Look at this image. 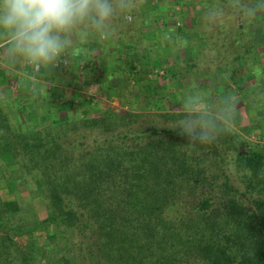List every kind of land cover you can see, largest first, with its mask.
Instances as JSON below:
<instances>
[{
  "label": "trees",
  "instance_id": "obj_1",
  "mask_svg": "<svg viewBox=\"0 0 264 264\" xmlns=\"http://www.w3.org/2000/svg\"><path fill=\"white\" fill-rule=\"evenodd\" d=\"M245 5L256 11L245 14ZM201 7L195 20L201 28L198 37L206 40L204 28L214 24L212 40L223 49L215 64L225 62L227 68V79L221 76L225 68L212 63L198 71L210 78L215 67L221 76V91L215 87V94L208 93L207 84L191 89L204 90L211 104L222 91L243 93L245 76L258 73L250 57L260 43L246 35L256 24L255 13L264 24V0H220ZM224 8L230 17L219 19ZM214 15L217 19L207 23ZM239 15L240 26H225L228 18ZM142 61L127 71L136 86L144 81L136 72L146 71ZM256 87L238 98L264 99V89L254 91ZM186 113H106L12 131L13 142L0 143V157L5 162L10 156L21 158L28 172H36L31 193L48 206L44 221L14 229L15 235L32 237L23 259L38 250L33 232L54 225L74 234L85 264H264V149L228 133L210 143L188 144L171 129ZM223 154H231V172L241 189L232 185ZM238 190L241 195L233 194ZM8 230L0 218V264H9ZM49 236L54 239L55 234ZM61 261L66 262L64 255Z\"/></svg>",
  "mask_w": 264,
  "mask_h": 264
},
{
  "label": "rangeland",
  "instance_id": "obj_2",
  "mask_svg": "<svg viewBox=\"0 0 264 264\" xmlns=\"http://www.w3.org/2000/svg\"><path fill=\"white\" fill-rule=\"evenodd\" d=\"M201 1L206 8H210L220 0ZM137 4L132 19H125L118 13L103 31L88 23L75 27L66 34L68 43L56 64L41 67L38 71L22 60L13 61L7 57L4 48L8 39L0 33V136L4 138H0V143H12L11 133L15 129L25 132L35 124L36 129H40L53 120L64 123L67 118L73 117L101 118L106 113L146 114L152 110H194L216 116L224 108L223 98L231 97L240 108L236 113V125L228 132L229 136L240 137L255 148L264 149L263 97L259 101L254 95L253 101L238 98L255 85L259 89L256 87L254 91L264 89V24L261 14L255 13L256 24L249 28L246 35L251 42L260 43L250 57L257 62L259 70L255 75L258 78L246 75L242 84L243 93L234 95L222 91L218 97L213 95L209 104L205 101L204 90L192 93L191 89L207 84L208 93L213 94L215 87L221 91L218 86L221 85V76L227 79V68L225 62L215 64L223 49L215 39L212 40L214 24L204 28L206 40L198 37L197 31L201 28L192 26L194 14L200 13L202 4L198 0H137ZM225 16L230 17L229 8H224L218 18ZM215 19V15L210 16L206 22ZM242 22L243 15L232 16L226 20L225 26H240ZM141 59L146 71H136L137 77L144 79L136 86L127 71L131 64L138 67ZM201 60L225 68L221 69L225 73L220 76L214 67L210 76L213 80L204 79L198 73L200 69L194 66ZM53 99L56 102L52 103ZM185 100L190 103H184ZM5 159L7 162L0 157V205L5 211L0 218L7 224L12 238L11 243H7L10 256L6 263L85 264L74 234L54 225L47 230L41 227V230L33 232L38 250L33 256L23 259L22 253L29 251L32 237L28 233L15 235L14 229L21 224L30 226L44 221L48 206L31 193L35 188L32 176L36 172H28L21 158L10 156ZM221 159L227 165L232 185L241 189L238 178L231 172V154H223ZM17 179L25 181V185ZM233 194L241 195L239 190ZM244 203L251 208L248 201ZM47 233H54V239ZM63 255L66 262L61 261Z\"/></svg>",
  "mask_w": 264,
  "mask_h": 264
},
{
  "label": "clouds",
  "instance_id": "obj_3",
  "mask_svg": "<svg viewBox=\"0 0 264 264\" xmlns=\"http://www.w3.org/2000/svg\"><path fill=\"white\" fill-rule=\"evenodd\" d=\"M137 7V0H0V33L8 39L4 54L38 71L56 64L68 43L66 34L78 25L88 23L103 31L118 13L132 19ZM242 11L254 13L256 7L245 5ZM223 103L216 116L189 110L171 129L193 146L213 142L237 122L239 104L231 97H224Z\"/></svg>",
  "mask_w": 264,
  "mask_h": 264
},
{
  "label": "crops",
  "instance_id": "obj_4",
  "mask_svg": "<svg viewBox=\"0 0 264 264\" xmlns=\"http://www.w3.org/2000/svg\"><path fill=\"white\" fill-rule=\"evenodd\" d=\"M199 1V4H202V5H204L203 4V1H201V0H198ZM201 6V5H200ZM195 15V20H196V17H197V15H198V13L196 14H194ZM195 20L193 21L192 20V23H193V27H194V25H195ZM184 49V48H183ZM183 49L181 50L182 52H183ZM212 62H205L204 60L202 61H197V63L196 64H194V66H195V68L196 69H200V70H203V69H205L206 67H208V66H210V64H211ZM211 65H213V63L211 64ZM203 72V71H202ZM201 72V74H202V76H203V73ZM245 73V70L243 71V69H242V72H241V74L242 73ZM241 74H239V75H241ZM246 74V73H245ZM205 79V78H204ZM209 80H211V78H209ZM213 80V79H212ZM244 91V90H243Z\"/></svg>",
  "mask_w": 264,
  "mask_h": 264
}]
</instances>
